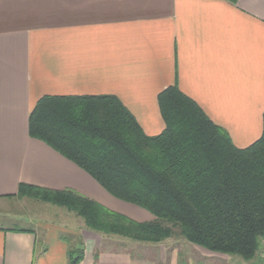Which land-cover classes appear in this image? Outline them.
Wrapping results in <instances>:
<instances>
[{
	"label": "crops",
	"instance_id": "0c3cea01",
	"mask_svg": "<svg viewBox=\"0 0 264 264\" xmlns=\"http://www.w3.org/2000/svg\"><path fill=\"white\" fill-rule=\"evenodd\" d=\"M173 86L236 147L257 142L264 118V0H0V214L9 223L0 226V264H69L77 249L79 264L165 258L166 243L100 235L82 218L78 228L65 221L54 228L43 219L17 227L29 222L14 205L25 184L71 190L138 223L153 221L31 138L29 119L45 96H114L145 134L158 136L165 130L158 96ZM190 253L188 264L231 259L195 247Z\"/></svg>",
	"mask_w": 264,
	"mask_h": 264
},
{
	"label": "trees",
	"instance_id": "16d2710c",
	"mask_svg": "<svg viewBox=\"0 0 264 264\" xmlns=\"http://www.w3.org/2000/svg\"><path fill=\"white\" fill-rule=\"evenodd\" d=\"M158 104L165 130L153 137L114 96H45L29 119L31 138L154 222L138 223L71 190L21 184L16 197L63 207L100 235L158 245L179 228L195 248L252 261L264 243V118L262 137L239 149L178 87L163 91ZM82 259L80 249L69 254V264Z\"/></svg>",
	"mask_w": 264,
	"mask_h": 264
},
{
	"label": "rangeland",
	"instance_id": "374dc122",
	"mask_svg": "<svg viewBox=\"0 0 264 264\" xmlns=\"http://www.w3.org/2000/svg\"><path fill=\"white\" fill-rule=\"evenodd\" d=\"M14 207V212L23 215L24 217H28L29 222L25 225L23 223H17V227L33 228L35 224L40 223L41 219H43L44 222H49V224L54 228H56L59 221L68 222L70 228H76L78 226V222H83V220L75 213H69V211L63 207L43 203L31 198H19V202L15 203ZM64 216H67L68 219L66 220ZM2 217H4V215L0 214V226L9 225L8 221L4 220V218ZM6 217L8 218L9 216L6 215ZM155 220V217H153V221L151 222H154ZM165 225L169 228L172 227L169 224ZM163 243L167 244L165 258L160 261L153 258L154 260L152 262H154V264H181V262H185L186 264H188L187 260L191 255L190 252L192 251L193 246L181 236L179 228L173 229V236ZM175 251L178 253L176 257L174 253ZM196 259L194 260L195 264H205L201 261L196 262ZM211 262H213V264H264V243L262 244V247L258 251L256 257L252 261H245L240 257L233 256L231 257L230 261H228V263H224V261L216 259L211 260Z\"/></svg>",
	"mask_w": 264,
	"mask_h": 264
}]
</instances>
